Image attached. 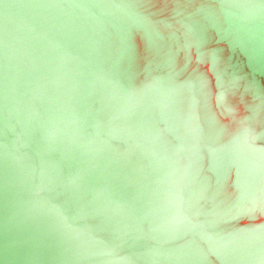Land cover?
<instances>
[{"label":"water","instance_id":"water-1","mask_svg":"<svg viewBox=\"0 0 264 264\" xmlns=\"http://www.w3.org/2000/svg\"><path fill=\"white\" fill-rule=\"evenodd\" d=\"M183 1L0 0V264H264V29Z\"/></svg>","mask_w":264,"mask_h":264},{"label":"bare ground","instance_id":"bare-ground-1","mask_svg":"<svg viewBox=\"0 0 264 264\" xmlns=\"http://www.w3.org/2000/svg\"><path fill=\"white\" fill-rule=\"evenodd\" d=\"M183 1V0H182ZM185 1V2H184ZM184 4L198 15L206 12L227 20L241 28L262 32L264 29V0H184ZM218 11L219 14L214 11ZM167 20V19H163ZM221 20V21H222ZM262 27L263 29H260ZM264 31V30H263ZM264 34V32H263Z\"/></svg>","mask_w":264,"mask_h":264}]
</instances>
